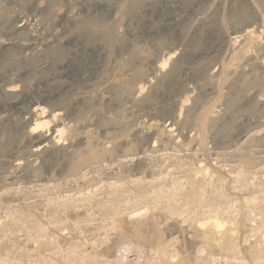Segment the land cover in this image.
<instances>
[{
  "label": "rangeland",
  "instance_id": "374dc122",
  "mask_svg": "<svg viewBox=\"0 0 264 264\" xmlns=\"http://www.w3.org/2000/svg\"><path fill=\"white\" fill-rule=\"evenodd\" d=\"M33 1L0 0V40L9 38L13 26L28 23L30 31L19 39L36 34L39 43L48 41L53 49L37 44L35 50L9 52L11 63L2 70L27 74L23 79L11 76L8 84L27 91L43 88L47 78L54 77L58 61L73 59L74 73L55 84V90L68 106L88 98L77 111L92 124V133L83 134V140L115 151L81 174L71 172L67 156L59 153L39 161V172L32 176L24 165L14 170V164L29 159L28 148L13 143L0 149V264H111L107 258L120 262L119 255L123 264H264V246L258 242L264 226V101L256 98L264 92V72L253 71L264 59V0H35L46 6L47 16L29 8ZM165 13L173 15L171 25H163ZM65 14L79 17L82 24L61 21ZM250 28L260 36L259 42L248 45L249 59L235 60L248 76L238 71L217 86L221 64L233 56L234 37ZM107 30L119 34L120 40L108 44ZM58 48L64 53H56ZM169 51L176 70L173 80L162 84L151 65ZM46 61L52 67H46ZM140 70L152 77L144 93L151 105L134 106L119 88ZM186 97L187 110L181 114L175 102ZM203 105L222 108L220 120L200 135L203 140L196 137L197 156L191 155L192 146L184 138L183 146L163 138L153 148L156 141L146 134L149 122H157L158 130L176 118L188 124L195 107ZM6 116L0 137L12 138L19 115L7 111ZM184 134L192 139L196 132ZM169 153L185 158L192 168L202 163L209 169V175H199L202 188L197 185L195 191L228 220L219 237L225 238L245 217L252 219L256 231L248 223L234 230L235 253L191 244L193 235L177 227L196 224L210 208L187 205V173L172 168ZM145 163L152 168L142 174L136 168ZM157 187L163 189L161 196ZM254 197L257 207L246 200ZM169 198L180 200L177 208L181 206L183 213L169 214L164 208ZM254 244L261 249L257 258L250 254ZM78 256H87L86 261L76 263Z\"/></svg>",
  "mask_w": 264,
  "mask_h": 264
},
{
  "label": "bare ground",
  "instance_id": "6f19581e",
  "mask_svg": "<svg viewBox=\"0 0 264 264\" xmlns=\"http://www.w3.org/2000/svg\"><path fill=\"white\" fill-rule=\"evenodd\" d=\"M101 6H102V4H101ZM29 8L35 9V12H38V14H40L42 16L48 15L47 14L48 10H47L46 6H43L42 4L37 5L35 0L32 2L31 7H29ZM18 17L19 16H16V19L14 18L15 19L14 21H17ZM163 17H164L163 18V25L164 26L171 25L172 20L174 19L173 15L171 13L170 14L165 13V15L163 14ZM61 18H62L61 21H64L65 23H69V24H74V25H78V24L81 25L83 22V21L80 22L79 17H77L75 15H70V16L66 15V16H63ZM19 19H21V18H19ZM16 24H17V22H16ZM30 25L31 24H28V23H24V24L21 23L17 26H13L10 30L9 38H7L5 41L0 40V125L4 124V122L7 119V116H6L7 111H13L14 113L19 115V119L17 120V123L15 122L16 124H14V125H16V128H15L16 135L12 138L11 137L8 138L9 136L8 137H5V136L0 137V149H4V150L8 149L9 147L14 146L13 143H15V144L18 143L19 146L22 145V146H25L26 148H28L29 159L27 160L26 163L18 162L16 164H14V168H15L14 170H19L21 168V166L24 165V166H26L27 170L29 171V174L32 176L36 175V173L38 174V172H39V170L36 169V165H37V163H39V161L45 162L47 159H51L52 157L54 158V156L59 154V153H63L67 156V161L70 162L69 164L71 167L70 168L71 172H73L74 174H81V172L83 170H87V169L90 170V169L94 168L93 166L96 165L97 161H100V159L103 158L107 154H112L114 149H113V147H111V148L103 147L102 149H99L98 147L96 148L95 146H93L88 141L83 140L84 139L82 137L83 134L89 135L92 133L93 130L90 128V126L92 124L90 125L91 122H89L87 119H82V117H83V116L81 117L82 114H79L80 117H78V113L80 111L79 112H77V111H78V108H80V107H78V105L82 104V102L83 103L88 102V98L82 97L80 99H75L71 103V105L68 106L62 102L63 100L61 101V99H60L61 95H59L60 94L59 90L58 89L55 90V88H56L55 84H58V83L60 84V83H62L61 82L62 80L69 79V77L74 73L75 65H74V61H72L73 59L72 60L67 59V60H64L60 63L58 61V69L55 70L56 72L54 74V77L51 80L50 79L48 80V78H47L48 81L46 80V82H44V84L42 85L43 88L41 87V88L36 89L34 91H32V90L27 91V90L23 89V86L21 88L19 86L13 85V84L12 85L8 84V78H10L11 76H15V77H19L20 79H23L25 77V75L27 74L26 72H24V71L20 72L19 71V72L14 73V72L9 71L7 69H6L7 71L2 70V68L4 67V64L6 65V63L8 62L6 55L15 49H21L24 51L25 50H33V49L35 50L34 47L37 44L43 45L49 51L53 49V48L50 49L51 47L49 48V42L48 41L45 42L46 40L44 41L45 43H43V42L39 43L40 38L36 34H30L29 33V38H26V40H24V41L19 39V36H21L25 33H28V31H30V28H29ZM87 25L85 24L84 26H87ZM90 25H88V26L90 27ZM5 26H6V24H5ZM93 26H95V25H93ZM93 29H94V27L90 28L91 32L93 31ZM91 32L89 31L87 33V34H89L90 38L93 37L91 35L92 34ZM85 33H86V31H85ZM93 34H95V33H93ZM104 35H105V38L107 40V43L110 45L114 44L115 42H118L121 38L119 36V34H117L115 32H111L110 30L109 31L107 30V32L104 33ZM49 39H50V37H49ZM259 39H260V36L257 35L255 33V31L251 28L246 30L243 34L237 35L236 37H234L233 50H232L233 56L231 57V59L229 60L228 63H222L221 64V67H220L218 75H217L219 78L217 86L222 87L223 85H225L229 81L230 77L233 76L234 74H236L238 71H241L243 73L242 74L243 76L247 75L245 73V70L242 69V67H240V66L238 67L235 60H237L236 59L237 57H240L243 59H249L251 57V53H250L251 51H250V48L248 47V45L252 44V43H258ZM65 40L68 43V40L67 39H65ZM238 43H241V44L237 45ZM58 49H60V50L56 51V53L57 52L59 54L64 53V52H62L64 48H58ZM173 55H174V53L169 51V52L165 53L164 55H162L161 58L155 59V61L153 63L154 66L151 65L153 68V75H155L156 77L160 76L161 77L160 80H161L162 84L163 83L167 84L173 80L172 78L174 76V69H175L174 68L175 62L172 61V58L174 57ZM56 56H57V54H56ZM4 57H5V59H4ZM145 57L147 58L148 61L152 60L150 55L145 56ZM171 61L174 62V64L172 63L173 65L171 64L172 66L168 68L169 63ZM52 62L54 63L55 61H52ZM48 66L52 67V65L49 62L46 63V67H48ZM54 66L55 65H53V67ZM253 68H254L253 71L256 72L257 74L260 72H264V59H262ZM243 70H244V72H243ZM177 71H178V69H177ZM251 73H253L252 70H251ZM180 74H181V72H180ZM131 76L133 78L132 79L133 81H131L129 83L127 82L125 85H122L119 87L122 90L121 92L128 96L127 99L133 105L134 104L151 105L153 103L151 97L145 96L144 93L146 90V84L148 85V84L152 83V77L147 75L143 70H140L137 73L132 74ZM247 76H246V78H247ZM52 85L55 86L54 90H51V88H50ZM61 85L63 86V84H61ZM58 87H59V85H58ZM60 88H63V87H60ZM114 92L116 93V90ZM118 92H119V90L117 91V93ZM172 94H174V93H172ZM118 95L116 94V96H118ZM256 98L259 99V101H261V102L264 101V92H262V93L259 92V94L256 96ZM188 99L189 98L186 97L184 100H181L180 102L178 101L179 103L175 102L177 104V108L179 106L180 113L183 112L184 110H187L186 106H187ZM199 106L195 107L193 117L188 124H182L178 121V118H176L174 120L172 119L173 122L170 123L168 126H166L165 128H163L161 130H158L159 124L157 122H155V121L149 122L148 126L146 127V130H147L146 134H147V139L149 141H151L152 139H155L156 142H155V145L153 148L156 147L157 141H162L163 138H165L168 141H174V143L179 145V146H183L185 142L183 139L181 140V138H184L192 146V148H191L192 154L191 155L193 157L197 156L198 155L197 153L200 149V144L195 143L196 137L197 138L199 137L198 140H201V141L203 140V138H200V135L203 134L204 132H206L212 126V124L215 123L218 119L220 120V118H218V117L221 113V108H222L220 106L219 107L214 106L213 108L210 109V108H207L206 106L203 105L200 107V109H198ZM188 112H189V110H188ZM185 130L196 132L195 137H193L192 139L188 138L184 134ZM176 133H178L177 138H175V136H177ZM113 143L114 142H112L111 144H113ZM11 144H13V145L11 146ZM13 149H16V148H13ZM117 150L118 149H116V151ZM119 150H121V148ZM19 151H20V149H19ZM122 151L124 152V150H122ZM153 153H154V151H153ZM178 156L176 154L175 155L170 154L169 156L167 155V157L169 159L173 160L172 165L170 164L172 166V168L176 167L177 170H179V168H180L179 171H182L181 169H184L187 173L186 176L184 177V179L187 181V193H186V197H185V202H187V205L194 204L195 206H198L202 209H203V207L204 208L209 207L210 211L207 209L209 211V214L202 219L200 218L201 220L199 219L198 221H196V224H194V225H190L188 227H184V225L183 226L177 225V227L182 232L190 233L193 235V239H191V244L203 245V246L211 249V252H212V250L219 247V249L221 248L222 250H225V252H227V253H232V252L235 253L236 249H237V246L234 244V239H233L235 232L239 229L240 226L246 225L247 223L249 224V225L248 224L247 225L249 227H251L252 226L251 225L252 219L249 220L248 217H245L242 222L237 223L236 227L233 230H231L228 234H226L225 238L219 237V233L224 232V230L227 228L226 226H227V224H229L228 220H224L225 218L221 219V216L218 214V213H220V211L214 209L215 207L212 206L211 201H209V200L202 201V199H198L197 192L195 191V186H197V185L199 188H202L200 185V182H199V178H200L199 175L200 174L209 175V169L205 168L202 163H200L197 168H192V165L190 163H188L187 160H185V158L184 159H183V157L179 158ZM64 161H65V159H64ZM137 165H139V164H137ZM150 168H152V167H150L148 164L145 163L142 166H139V167L137 166L136 170L140 171V173L144 174L146 172H149ZM125 172H129V171L126 170ZM150 173H152V171ZM206 184H209V182L203 183L204 186ZM176 185H177V183H173L172 188L174 189V187ZM169 188H171V187H169ZM156 189H157V192L156 191L155 192L157 193V196H159L161 194V192H163L162 191L163 189L161 187H157ZM159 192H160V194H158ZM221 196H222V194H221ZM221 196L219 195V197H221ZM255 199L256 198L254 197V198H247L246 200H247L248 204H250L254 207H257L256 205H258V202ZM179 202H180V200L177 198H172V199L169 198V200H166L164 208L168 209L169 214H171V215L181 214V213H183V212H181V206H180V208H177L180 205ZM207 210H205V213ZM200 214H203V213L200 212ZM251 228H252L251 231L255 230L253 228V226ZM263 228H264V226H263ZM263 228L259 229L260 235L258 237V242L260 243V245H262L261 248L264 246V229ZM234 230H235V232H234ZM201 231H202V233H201ZM48 244L49 245L53 244V241H49ZM164 246H167V245H164ZM221 249H220V251H221ZM260 250L261 249L260 248L257 249V247L254 244V247L250 250V254H252L251 256L257 258L260 254V252H259ZM263 250H262V252H263ZM86 257L87 256L74 257V261L76 263L84 262V261H86L85 260ZM119 257H120V262H116L115 260H117V259H113L114 260L113 261L109 258H107L106 261H108V263H111V264H123V262H121V260L124 258L123 255H119ZM77 258H79L80 260L76 261ZM115 258H117V257H115ZM209 259L212 261L216 260L215 258H213V256H210ZM207 260H208V258H207Z\"/></svg>",
  "mask_w": 264,
  "mask_h": 264
}]
</instances>
